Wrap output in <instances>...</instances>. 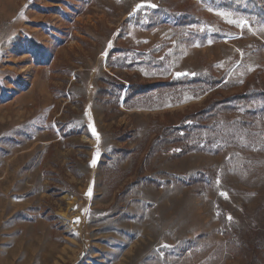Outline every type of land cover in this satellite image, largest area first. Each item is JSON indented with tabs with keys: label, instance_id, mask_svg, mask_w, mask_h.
<instances>
[{
	"label": "rangeland",
	"instance_id": "rangeland-1",
	"mask_svg": "<svg viewBox=\"0 0 264 264\" xmlns=\"http://www.w3.org/2000/svg\"><path fill=\"white\" fill-rule=\"evenodd\" d=\"M185 8L231 38L185 43L206 29L175 28ZM256 41L264 26L201 0H0V264H264V115L191 136L216 91L125 103L197 73L230 84L217 99L245 90L264 81Z\"/></svg>",
	"mask_w": 264,
	"mask_h": 264
},
{
	"label": "trees",
	"instance_id": "trees-1",
	"mask_svg": "<svg viewBox=\"0 0 264 264\" xmlns=\"http://www.w3.org/2000/svg\"><path fill=\"white\" fill-rule=\"evenodd\" d=\"M201 3L209 9L215 11H225L235 14L250 23L251 27L264 26V0H201ZM174 27L183 29L199 26L205 27L203 32H191L185 43L195 45L196 42L201 45L208 43L221 44L231 38L232 29L224 22H216L208 16L197 13L192 8H185L179 14L174 15ZM167 22H162L157 26H165ZM153 26L154 28L157 27ZM255 53H261L264 44L260 41L252 43ZM230 86L212 73H197L194 76L182 77L175 81L159 83H141L139 91H136V85L132 84L125 98L126 105L130 106L135 96L150 94L164 89H173L180 87L194 91L197 97H201L216 91V93L206 100V108L192 114H187L183 119V130L185 134L195 136L201 133L203 129L208 128V121L224 116L225 114L240 113L245 116V120L240 122L235 120L230 123V128L234 129L233 135L244 136L248 129L256 127L257 119L264 115V81L261 76H257L250 87L240 92H234L226 97L217 99L222 92ZM232 87V86H231Z\"/></svg>",
	"mask_w": 264,
	"mask_h": 264
},
{
	"label": "snow or ice",
	"instance_id": "snow-or-ice-1",
	"mask_svg": "<svg viewBox=\"0 0 264 264\" xmlns=\"http://www.w3.org/2000/svg\"><path fill=\"white\" fill-rule=\"evenodd\" d=\"M144 5L143 4H141V5H137V7L138 8H140V7H143ZM151 7H155V5H150ZM109 46H111V45H109ZM177 75H181V73H178ZM95 160H93V164H95ZM218 183H219V181H218ZM89 195H91V189L89 190V193H88ZM222 195H225L224 193H222ZM229 219H231V217H229Z\"/></svg>",
	"mask_w": 264,
	"mask_h": 264
}]
</instances>
